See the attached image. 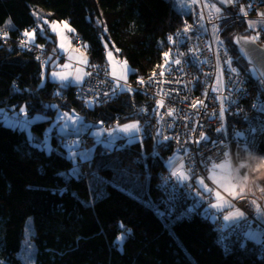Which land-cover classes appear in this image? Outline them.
I'll list each match as a JSON object with an SVG mask.
<instances>
[{
  "label": "trees",
  "instance_id": "trees-1",
  "mask_svg": "<svg viewBox=\"0 0 264 264\" xmlns=\"http://www.w3.org/2000/svg\"><path fill=\"white\" fill-rule=\"evenodd\" d=\"M240 2L234 0L233 7L222 12L233 10ZM188 13L179 12L173 0H0V107L16 113L24 105L28 116L75 112L93 125L112 124L120 118L141 120L136 105L144 103L142 95L124 92L108 104L87 107L77 97L79 87L62 86L43 77L38 61L18 47L19 41L26 30L41 26L45 31L38 34L39 44L57 48L56 36L45 21H66L73 36L87 44L90 62L104 64L111 78L106 50L108 46L116 48L130 64V80H134L161 65L168 35L185 22ZM9 20L10 25L6 23ZM225 26L224 43L244 73L248 65L238 57L232 40L240 34L252 37V32L243 21ZM46 67L44 73L52 70V66ZM148 116L156 124L154 112ZM51 121L31 128L43 135ZM11 126L0 121L3 264H26L25 228L30 218L33 264H264L260 244L245 236L225 252L216 241V222L207 212L209 206L205 213L196 208L187 218L174 214L165 191L158 187L163 171H168L165 163L175 151L173 144H156L158 152L146 160L136 143L116 144L109 148L110 154L106 146L97 143L93 157L84 161L95 173L84 180L71 173L75 162L67 157L66 148L63 153L53 148L46 152L31 143L26 132ZM56 134L71 135L68 121L53 129L55 147L61 144ZM146 197L159 202L167 213L156 212L144 201ZM191 205L188 201L183 208ZM174 209L180 213L182 205ZM129 229V237L118 244L120 233Z\"/></svg>",
  "mask_w": 264,
  "mask_h": 264
},
{
  "label": "built area",
  "instance_id": "built-area-1",
  "mask_svg": "<svg viewBox=\"0 0 264 264\" xmlns=\"http://www.w3.org/2000/svg\"><path fill=\"white\" fill-rule=\"evenodd\" d=\"M195 6L190 18L185 19V22L167 37L170 45L169 53H175L177 56L167 53L170 62L166 63L164 71L163 67L156 68L152 71L154 73H149L145 78L135 81L138 90L136 92L154 102L157 115L155 125L151 118L144 121L142 133L146 137L154 138L152 130L159 127V137L165 144L179 146L178 151L182 153L184 164L192 174L191 183L197 177L193 172L205 174L203 172L207 170L205 166L210 169L213 162L221 164L229 161L239 177L247 176L253 182L260 181L264 189V133L259 131L255 133L254 148L250 149V153L238 152V144L243 145L248 141L249 130H259L264 126V113L259 110L264 105V80L259 77L253 66L249 67L251 74H241L237 70L230 71L226 61H231V68L236 67L235 58H232L233 52L229 48L218 47L212 27L228 19L237 22L264 19V0H241L233 10L213 15L205 7L198 6L196 2ZM218 15L219 19H217ZM78 40L84 46L83 40L80 38ZM257 43L264 46V41L261 39L257 40ZM176 60H180V64H176ZM99 69L91 71L86 87L81 93L94 103L112 100L120 93L115 81L106 73L104 64H100ZM141 80L143 83L140 82ZM249 84L255 85L257 94ZM214 87L217 91H213ZM105 92L108 95H105ZM198 101L204 103L200 104ZM193 104L196 106L193 107ZM222 107L223 115H221ZM226 114L229 116L227 120ZM237 118L240 119L239 126L236 124ZM218 128L222 130L218 132ZM200 133H203L206 139H200ZM165 136L169 139L165 140ZM57 139L62 141L61 136ZM56 150L60 151V148L57 147ZM166 178L160 176L163 184ZM173 187L174 185L171 184L167 188L175 191V193L170 192L171 195L178 197ZM254 188L257 192L255 194L252 193L251 187H245L243 201L239 202L241 204L239 207L249 212V216H246L248 219L233 224L226 223L216 216V229L219 227L224 234L228 232L233 235L232 231H234L236 236L242 235L250 230L251 219L259 227L264 228L263 222L258 221L262 209L264 214V198L258 192L261 191L260 186ZM172 199L173 197L167 196V200ZM239 199L238 197L234 201L237 202ZM253 200L258 206L252 203ZM235 238L236 241L240 239L239 236ZM225 240H227L226 234L220 241Z\"/></svg>",
  "mask_w": 264,
  "mask_h": 264
},
{
  "label": "rangeland",
  "instance_id": "rangeland-1",
  "mask_svg": "<svg viewBox=\"0 0 264 264\" xmlns=\"http://www.w3.org/2000/svg\"><path fill=\"white\" fill-rule=\"evenodd\" d=\"M195 2L198 4V6H202L205 7L207 9V11H210V13L216 14L215 9H213L211 7V4H213L214 2L212 0H173V6L177 8V10L179 12H181L182 14H185V12H189L188 13V18H190V14L192 13V11L194 10V8H196L195 6ZM215 4V3H214ZM208 5V6H206ZM216 5V4H215ZM216 7H220L219 5H216ZM221 11H225L224 9H222L220 7ZM231 18V17H230ZM233 19H228V21H224L221 24H218V26H216L215 31L213 28V31L215 32V37L218 38L219 41H223V45L218 44L219 48L225 47L226 49L227 44L224 43V37H222V32H223V28H226L225 24L231 22L234 23L236 21H234ZM53 22H55V27H56V31H53ZM66 21H48L47 23L48 25V29L50 30L51 33L58 34V36L60 37V40L58 39L57 41V37H56V45L57 48H51L48 49V47L46 48L44 45H42L41 43L39 44L38 42V34H41V32L45 31L43 30L41 26H36V31L34 34V39L31 40V42H28L30 40L29 37H23L18 44V47H20V49L22 51H25V53H27L28 55H30L31 57L35 58L36 61H38L39 66L42 68L41 69V75L44 77L45 75L48 77V75H50L53 71H57L56 67H60L61 68V59L59 60L58 58L61 57V52L59 50V44L61 45V40L62 37H64V39H67V44L65 42H62L65 46V48H67V50H69V48H71V50L73 52H76L77 54H84L87 57V78L86 80L81 84V86L79 87L80 90H78L77 95H78V99L83 102L87 107H93L96 105H103V104H108L110 103L109 101H114L117 98H120V96H122L121 94H123L124 92H129V91H122L120 88H118L120 90V93L118 95H116V98L112 99V100H103V102H99V103H94L92 101L88 100V97H84L81 95L82 91L84 90V88L86 87L85 84L88 81V78L90 77V75H88V73L91 74V71H93L94 69L96 70H100V64L101 63H93L90 62V56H89V48L87 46V44H84V46L82 44L79 43V38L74 37L73 33L71 31V36L70 34H65L66 31H68L67 28H65L64 24ZM244 23H246L247 25V30L250 32H252V37H256L255 41L257 42V40L264 41V19L261 20H244ZM68 26L71 28L70 23H67ZM213 27V26H212ZM244 29V28H243ZM33 28L27 30V31H32ZM172 33V32H171ZM66 35V36H65ZM81 39V38H80ZM25 41L26 45L25 46H21V41ZM38 44L39 47H37L36 45ZM169 46L167 45L165 48V53L163 55V59H162V63L161 65H159L157 68L163 67V71L165 69V65L166 63L170 62V56L167 54V56L165 55L166 53H169ZM236 48V47H235ZM64 48H61V50ZM231 49V48H229ZM70 51V50H69ZM69 51H67V53H69ZM60 52V53H59ZM111 52L112 53V57L109 58L108 53ZM233 52V51H232ZM106 60H107V64H108V69H109V74H111V79L116 81L117 78H119L120 76H126V81L125 80H120V84L125 85L127 87H130L132 89V91L130 93H135L137 90L135 81L139 78H145V76L149 75H145V76H136L134 77V80H130V75L133 72L130 64L127 62V60L123 57L121 58L118 54V51L116 48H110L109 46L107 47L106 50ZM172 54L174 57L177 56V54L175 53H169ZM63 56V55H62ZM232 58H235L234 53L232 54ZM65 62L66 60V56H64L62 58ZM126 62V63H125ZM236 63V62H235ZM47 64L49 66H52V70L48 69L47 72L44 73V70L47 69ZM69 66H71L70 64H68ZM236 65V64H235ZM105 66V65H104ZM54 67V68H53ZM95 67V68H94ZM252 66L248 65V69L244 72L247 74H251L250 72V68ZM59 68V69H60ZM71 70H65L66 72H69L71 75V71L73 70V72L77 73L78 72V67L72 68V66L70 67ZM69 69V68H66ZM106 69V68H105ZM235 69L241 73L236 65ZM256 69V68H255ZM155 71V70H154ZM257 71V70H256ZM65 73V72H64ZM113 73H115V76L113 75ZM149 73H154V72H149ZM243 73V72H242ZM241 73V74H242ZM67 74V73H66ZM69 75V74H67ZM259 75V74H258ZM260 77V76H259ZM59 84H61V82H58ZM97 83V82H96ZM116 85V83H115ZM68 85L66 84V87ZM250 88L254 89L255 94H257V91L255 89V85L254 84H249ZM108 101V102H107ZM86 102V103H85ZM154 105V102L152 101H146V103H141L136 105L137 107V114H140L142 116H148L153 114L156 115V111L152 108V106L150 105ZM23 109V111H22ZM67 114V115H65ZM226 120L228 119V114H226ZM247 115H249V113H247ZM157 116V115H156ZM149 117V116H148ZM51 118V123L47 124L44 128V133L43 135L39 132L34 131L31 128L32 124L35 123H40L41 121H46L49 120ZM71 135H67V138L62 136V141L60 145L58 146H54L51 142V135L53 133V129L55 127L59 128L63 122L66 120L68 122L71 121ZM119 119V117H118ZM122 119V118H120ZM116 120L114 123L112 124H108L106 125L105 122L104 123H98L96 124H90L89 122H87V120L84 118L83 115H80L78 113L72 112H65V111H58L56 113V115L54 116H45L42 114H35L33 116H28L26 110H25V106L22 105L20 106V108L18 109V112L16 113H9L8 111H5V109L0 107V121L3 122L5 125L9 126L12 125L11 127H16L20 130H23L24 132H26L27 138L28 140L33 143L35 146H37L40 149L45 150L46 152H50L53 148L54 151H57L56 148L60 147V151H57L59 153H63V150H65L66 148V155L68 158H70L74 163V166L71 167V173H73L74 169H78L79 171V175H76L77 178L79 179H89L90 175H92V173H95L94 171H92V169L88 166L87 162L84 163V161L86 159H89L91 157H93V155L95 154V147L97 145V143H102L104 145V147H108V148H112L113 146H116V144H123V143H129V144H138V147L142 152H144V159H149L147 157L153 156L158 152V147H156L157 142H162L161 139H159L157 142L153 141V137L148 136L146 137L142 131H143V127H142V122L141 120L138 119V117L136 118H128L125 121H121V120ZM240 119L237 118L236 119V123L237 126H239L240 124ZM125 124H135L138 125L140 131L137 133H133L131 136L128 134H125L121 131H119V128ZM155 125V124H154ZM90 127H92L90 129ZM96 133H99V135H96ZM111 133V135L109 134ZM75 136L78 140L79 139H83V137H89L92 140H85V142L87 143H77L76 141H74V138L72 136ZM58 134H56V138H58ZM46 142L47 143V148H41V143ZM74 142H76V144H73ZM68 144H73V146H67ZM90 143V144H88ZM170 145V144H167ZM67 146V147H66ZM175 147V151L173 153L172 156H170V160L167 161L165 163L166 168H168V171H163V174L161 176H166L167 180L165 181L164 179V184L163 181L160 180V183L158 186L161 190L165 191V194L172 198V200H167L168 205L171 204L174 214H176L177 217H190L192 215H194L195 213V209L198 208V210H200L199 212H203L205 213L207 206H209L210 210H208V214L210 216V218L212 219H216V216L219 217V219L223 220L226 222V220L224 219L225 216H228V214H232V213H236L237 210L239 212H243L244 216L243 217H234L236 218V220H234L233 224H238V222H240L242 219L246 220L248 219L247 217L249 216V212L247 213L245 211V209H241V204L239 203L241 200L243 201V199H239L236 201V198L231 197L230 195H226L225 198L226 202L225 205L222 203V199L221 198H217L216 196V192H221L218 188H220L225 194H230V191H232L233 189H237V191H239L240 187H251L252 188V193H257L254 187H258L260 186L261 189H263V185H261L262 183L260 181L257 182H253L251 181L249 178L244 179V177H239L235 172L234 169L231 165V163L228 161V163L231 165V167L227 164H225V166L223 168H217L215 167V165H217L215 162H213L212 167L209 169L208 166H205L207 170H204L203 173L201 172H193V174L197 175L195 181L193 183H191L192 181V174L190 173L189 169L186 168L185 164H184V160L182 157V153H180L178 151L179 146H177V144H174ZM143 158V155H142ZM215 163V164H214ZM147 167V165H146ZM237 170V167H236ZM231 172V173H230ZM263 177V176H262ZM199 178V179H198ZM259 179V178H258ZM200 180L204 181V184L207 185L208 189H211V191H206L204 187L201 186V184L199 183ZM218 186V188L216 187V185ZM235 185H234V184ZM174 185V189H176L177 193H178V197L175 195H171L170 192L175 193V191L169 190V187ZM215 186H213V185ZM247 184V185H246ZM176 186V187H175ZM212 186V188H211ZM179 188V190H178ZM164 189H168L167 191ZM194 191V195L193 196L192 192ZM144 192L146 194L149 195V191H147V189L144 190ZM259 193H261V196L264 198V192L258 191ZM183 197V199H182ZM219 201L218 203L220 204L219 207L213 209L211 205V203ZM144 201L150 205L153 206L154 209L156 210V212H158L160 215H162V213H167V211H165L163 208H160L159 202L154 201L152 197H146L144 198ZM188 201H191L193 203V205L189 206V207H184L185 203H188ZM163 204V202L161 203V205ZM178 204V206L181 208L182 205V210H184V212L180 211V213H178L177 211L174 210V208H176V205ZM207 204V205H205ZM255 206L256 205L255 203ZM186 209V210H185ZM253 210H258L257 208H253ZM255 212V211H254ZM262 214H259L258 217V221H262L264 224V214H263V209H262ZM183 214V215H182ZM247 216V217H246ZM251 219V218H250ZM216 222V220H215ZM32 223L33 220L32 218H30L27 222L26 225V244H25V252L23 255V260L26 261V264H33L34 260H33V254H34V250L32 247V243H31V236L34 234V230L32 228ZM251 224L252 226L249 228V231H246L245 234L243 236H245L248 240V233H252L254 234V238H252L251 240L257 242L260 244L259 249L264 251V228L259 227L252 219H251ZM217 231V238L216 241H218L220 243V245L224 248L226 246H230L231 244L236 242V238H239L242 236L241 234H239L238 236H236L237 234H235L234 231H232L233 235L229 234L228 232H226V238L227 240H225L224 242H221L220 239L225 237V234L223 233V230L221 231V229L218 227L216 229ZM129 232H122L120 233V236L117 238V242L118 244L123 243L128 237H129ZM228 234V235H227ZM234 236L233 238H230ZM242 236V237H243ZM230 238V239H228ZM22 256V254H21Z\"/></svg>",
  "mask_w": 264,
  "mask_h": 264
},
{
  "label": "snow or ice",
  "instance_id": "snow-or-ice-1",
  "mask_svg": "<svg viewBox=\"0 0 264 264\" xmlns=\"http://www.w3.org/2000/svg\"><path fill=\"white\" fill-rule=\"evenodd\" d=\"M218 2L220 4H231V3L234 2V0H218ZM206 6H208V5H206ZM211 7L213 9H215V12L217 14L220 13L221 9L220 8H217L214 3L211 4ZM241 11L242 12L244 11L243 7L241 8ZM219 18L220 17L218 15L217 16V19H219ZM201 19H203V16H201ZM6 23L10 25L11 24V20L7 21ZM45 23H47V21H45ZM64 26H65V28L68 29V31H74L73 29H71L68 26L67 22H65ZM52 27H53V31H56L55 22H53V26ZM201 27H203V25H201ZM213 28H214V31H215L216 26L213 25ZM206 30L207 29H205V31ZM35 31H36V29H33L32 31H27L26 30L23 33V36L30 38V40L28 42H31V40L34 39ZM185 31H187V29H185ZM4 37H7V32L4 33ZM62 39H64V37H62ZM169 39H171V37H169ZM255 39H256V37L244 38L245 42H247L248 40H255ZM217 42L219 44L223 45V41H219L218 38H217ZM25 45H26V42L22 40L21 41V46H25ZM60 47L61 48H64V44L61 43ZM165 55L167 56V53ZM108 56H109V58H111L112 57V53L109 52L108 53ZM180 62H181L180 60H176L175 61L176 64H180ZM226 62L229 65L230 71L235 72L236 69L230 67L231 61L230 60H227ZM85 63H87V62L85 61ZM62 67L68 68L69 65L68 64H65ZM88 75H91V74L88 73ZM113 75L115 76V73H113ZM161 75H163V73H161ZM52 76L54 78H59L62 86H66V84H70V83H76V84L82 83V80L81 79H79V78L70 79L69 76L66 73H62V72L53 71L52 72ZM261 79L264 80V74L261 75ZM120 80H125L126 81V76H123L122 75L119 78H117V80L115 81L116 87L117 88H120L122 91H129V92H131L132 89L130 87H127L126 84L125 85L120 84V82H119ZM140 82L143 83V80H141ZM114 91H115V89H114ZM213 91H217V88L214 87L213 88ZM105 95H108V93L105 92ZM205 96H207V93H205ZM158 103H162V102H158ZM198 103L203 104L204 102L203 101H198ZM195 106L196 105L193 104V107H195ZM205 107H206V105H205ZM259 110H260V112L264 113V105H262ZM22 111H23V109H22ZM223 111H224V109L222 107L221 108V115H223ZM65 115H67V114H65ZM169 115H171V112H169ZM101 123H103V122H101ZM221 130L222 129H219V128L217 129L218 132L221 131ZM119 131H121V132H123V133L128 134V135L131 136L133 133L139 132L140 129H139L138 125H135V124H125V125H123V126H121L119 128ZM257 131H259L261 133H264V126H262L259 130H257V129H250L249 130V138H248V141L245 142L243 145L238 144V152L243 151V152H246V153H250V149L251 148H254L255 133ZM109 134L111 135V133H109ZM96 135H99V133H96ZM237 135H241V134L240 133H237ZM164 139L167 140V139H169V137L165 136ZM200 139H206V137L204 136L203 133H200ZM213 143H215V142H213ZM40 146H41V148H47V143L46 142H43V143H41ZM225 155H227V153H225ZM224 166H225L224 163L215 165V167H217V168H223ZM72 174L73 175H79L80 173H79L78 169H74ZM59 175L63 176L65 174L64 173H59ZM244 179H247V176H245ZM199 183L201 184L202 187L205 188L206 191H211V189H208L207 188V185L204 184V181L203 180H200ZM63 191H66V189L65 190H62L61 191V194H63ZM261 191H264V189H261ZM244 192H245L244 187H240V189H239L238 192L237 191H231L230 192V195H232L234 198L239 197V198L243 199L244 198ZM216 196H217V198H220V193L219 192H216ZM252 203L255 204L256 202L253 200ZM212 207L213 208H217L218 205L213 204ZM238 215L240 217H243L244 216V213L243 212H239ZM224 219L225 220H228L229 219V216H225ZM120 227L123 228V224H121ZM130 231L131 230L129 229L128 232H130ZM247 236H248L249 239L254 238V234H252V233H248ZM240 247L243 248L244 247V244L241 243L240 244ZM229 251H231L230 246H226L225 247V252L227 253ZM0 264H3V262H0Z\"/></svg>",
  "mask_w": 264,
  "mask_h": 264
},
{
  "label": "crops",
  "instance_id": "crops-1",
  "mask_svg": "<svg viewBox=\"0 0 264 264\" xmlns=\"http://www.w3.org/2000/svg\"><path fill=\"white\" fill-rule=\"evenodd\" d=\"M70 34V36H71V31H66L65 32V34ZM41 34H44V31L43 32H41ZM66 36V35H65ZM56 37H57V41H58V39L60 40V37L58 36V34H56ZM62 42H65L66 44H67V39H62L61 40V43ZM59 50H60V52H61V57H59L58 59L60 60H62L61 61V68L59 69L58 67H56V69H57V71L56 72H62V73H67V74H69L68 76H69V78L70 79H74V78H79V79H81L82 80V83L86 80V78H87V76H86V74H87V67H88V65H87V63H88V61H87V57L84 55V54H77L76 52H73L72 50H71V48H69V50H67V48H65V46H64V49H62L61 50V47H60V44H59ZM67 51H69V53H67ZM59 52V53H60ZM63 55V56H62ZM64 56H66V60H65V62H64V60L62 59ZM71 58V59H70ZM85 61L87 62V63H85ZM65 64H70L71 66H72V68H75V67H78V72L77 73H75V72H73V70L71 71L72 73H71V75H70V73L69 72H66L65 70H71V66H69L68 68L69 69H66V68H64V67H62L63 65H65ZM48 79H50L51 81H54V82H59L60 80H59V78H54L53 76H52V73L50 74V75H48ZM82 83H80V84H76V83H70V84H67L68 86H74V87H80L81 86V84ZM71 119V118H70ZM71 122H72V119H71V121L70 122H68V129H69V131H70V133H71V130H70V127H71ZM52 149V148H51ZM224 164H227V165H229L230 167H231V165L228 163V162H224ZM231 173V172H230ZM215 184V183H214ZM234 184V183H233ZM216 185V184H215ZM235 185V184H234ZM216 187L218 188V186L216 185ZM221 192H219L220 193V198L222 199V203L225 205V203H227L226 202V199L227 198H225V196L226 195H230V194H225L220 188H218ZM232 191H237V189H233ZM215 192H218V191H215ZM231 192V191H230ZM238 192V191H237ZM231 197H233L232 195H230ZM219 201H216L215 200V202H213V203H211V205L210 206H212L213 204H215V205H218V207H219V203H218ZM227 205H228V203H227ZM213 208V207H212ZM213 209H215V208H213ZM238 213H239V211L237 210V212L236 213H232V214H228V216H229V219L228 220H226V223H233L234 222V220H236V218L238 217H240L239 215H238ZM234 217H236V218H234Z\"/></svg>",
  "mask_w": 264,
  "mask_h": 264
},
{
  "label": "water",
  "instance_id": "water-1",
  "mask_svg": "<svg viewBox=\"0 0 264 264\" xmlns=\"http://www.w3.org/2000/svg\"><path fill=\"white\" fill-rule=\"evenodd\" d=\"M216 5L222 9L228 10L231 4H220L218 0H212ZM244 38L249 36L235 35L232 44L236 47V52L239 58H242L249 66L256 68L260 78L264 74V46H260L255 40H248L245 42Z\"/></svg>",
  "mask_w": 264,
  "mask_h": 264
},
{
  "label": "bare ground",
  "instance_id": "bare-ground-1",
  "mask_svg": "<svg viewBox=\"0 0 264 264\" xmlns=\"http://www.w3.org/2000/svg\"><path fill=\"white\" fill-rule=\"evenodd\" d=\"M146 101H148L149 102V100L147 99V97H144V103H146ZM155 106V105H154ZM153 109H155V107H153ZM138 115H140V114H138ZM141 117H142V119H141V122H142V124L144 123V121L145 120H147V118H149L148 116L146 117V116H142V115H140ZM154 124V123H153ZM162 133H163V131H162ZM152 134H154V138H153V141L154 142H157L159 139H161L160 137H159V134H160V129H159V127H156V128H154L153 130H152ZM73 138H74V141H76L77 143H82V144H84V143H87V142H85V140L84 139H86V140H91V138H89V137H83V139H77L74 135L72 136ZM156 138V139H155ZM155 139V140H154ZM91 143H92V140H91ZM159 143H163V144H165L163 141L162 142H159ZM158 142H157V144H159ZM106 150H107V154H110L112 151L108 148V147H106Z\"/></svg>",
  "mask_w": 264,
  "mask_h": 264
}]
</instances>
